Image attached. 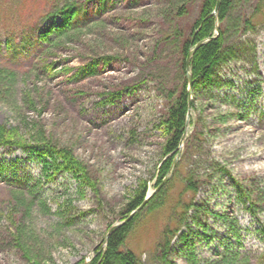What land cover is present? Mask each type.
Returning <instances> with one entry per match:
<instances>
[{"label": "rangeland", "instance_id": "rangeland-1", "mask_svg": "<svg viewBox=\"0 0 264 264\" xmlns=\"http://www.w3.org/2000/svg\"><path fill=\"white\" fill-rule=\"evenodd\" d=\"M108 1L113 5L107 6L105 15L130 9L123 0ZM255 2L236 4L222 58L212 68L206 88L191 95L194 111H190L187 128L193 141L175 158L173 173L164 186V204L143 209L128 233L122 250L133 252L141 264H235L229 260L233 254L241 256L236 264H264V0L257 8ZM154 3L148 2L142 11L151 15ZM57 4L0 0V68L18 75L1 92L0 124L25 136L32 124L42 126L54 144L70 148L86 166L97 193L65 172L48 183L41 177L35 155L0 148V203L8 202L12 190L41 182L34 188L33 205L24 216L28 227L40 237L56 239L46 246L40 264H90L107 226L120 223L119 212L132 191L141 181L147 182V195L155 189L164 143L159 130L161 113L166 91L178 86L180 77L172 57L174 47L158 48L150 23L140 37L120 29L129 39L130 61L122 60L121 47L97 31L60 56L57 71L80 66L92 47L100 55L118 56L96 78L85 76L68 82L63 73L46 77L33 66L38 48H28L11 59L5 49L8 36L13 35L15 44L25 34L34 42L51 24L46 17L55 12ZM192 7L181 23L187 33L198 16L197 2ZM242 13L253 29L238 37L236 19ZM153 55L156 64L148 61ZM135 84L136 91L127 90L113 105L98 106L100 93ZM25 93L35 109L26 107ZM188 175L201 178L195 208L188 212L163 261L158 244L182 192L181 180ZM251 192L254 205L245 196ZM64 205L71 209L72 220L63 211ZM5 228L0 219V264H28ZM221 258L227 260L219 263Z\"/></svg>", "mask_w": 264, "mask_h": 264}, {"label": "trees", "instance_id": "trees-1", "mask_svg": "<svg viewBox=\"0 0 264 264\" xmlns=\"http://www.w3.org/2000/svg\"><path fill=\"white\" fill-rule=\"evenodd\" d=\"M53 1L58 3L55 12L46 17L51 21V24L40 31L34 42L30 41L26 34L20 38L17 44L14 43L13 35L8 36V40L5 41V49L11 54L13 60L17 59V56L28 48L33 50L38 48L35 51V55H37L33 66L48 78H54L61 73L67 76L68 82L85 76L96 78L117 60L118 56L100 55L98 49L92 47L88 50L87 60H82V64L77 68L64 66L59 71L56 70L60 65V56L67 52L70 49L69 47L82 44L83 37L94 31L104 35V39L114 46H120V52L122 53L120 58H123L124 61L131 60L128 56L129 39L119 32L120 29H125L140 37L146 30L145 25L150 23V26L156 32L154 34L157 47H174L172 57L176 60V72L180 77V83L178 86L169 88L166 91L165 98L167 101L164 112L161 113L159 130L164 143L161 148L162 159L157 170L155 183V188H157L163 178L171 172L173 159L179 152L183 137H185L183 142L185 151L193 141L192 133L186 127V123L190 124L191 121L188 111V81L186 75L191 74L192 93L206 88L212 68L222 58L225 37L233 25L234 7L243 0H220L217 18L212 15L217 0H154L155 11L151 15H146L142 9L152 0H123L130 8L128 12L124 9H117L109 11L106 15L104 11L107 6L111 7L113 5L108 0H44V3L48 4ZM262 1L256 0L254 7L257 8ZM195 2H197L199 9L198 16L190 26L189 33H187L184 30L186 26H183V29L181 23L187 19ZM91 5H94L93 8ZM236 24L235 34L238 37L245 35L247 30L253 29V25L244 14L236 19ZM216 26L219 29L218 36L211 39L216 36ZM202 41L204 43L195 50L189 68L186 69L188 53L197 43ZM157 50L155 48L154 53ZM135 56L139 57L136 54ZM148 61L156 64L154 55ZM17 76L16 72L10 69L0 68V97L6 84H9ZM147 81L150 80H144L143 82ZM137 85L112 87L108 92L100 93L98 106L113 105L127 90L129 92L136 91ZM23 102L28 109H35V104L29 93L24 94ZM191 110L194 111L193 100H191ZM198 117L200 119L201 116L198 115ZM193 131L192 129L191 132ZM196 135L194 134V136ZM0 148H16L35 155L40 161L41 177L48 183L53 181L59 173L65 172L74 177L79 185L90 186L92 191L95 194L97 193L95 184L89 178L86 166L74 156L70 148L54 144L52 137L46 135L43 127L39 124H32L27 130L26 136L19 134L17 129L7 128L5 125L0 124ZM200 179L188 175L184 181L181 180L183 183L182 192L172 208L170 221L165 226L161 242L158 244L160 260L166 261L170 242L180 231L184 222L187 221L188 212L195 208L193 201L198 187L201 185ZM40 183L39 181H33L31 185L14 189L10 192L8 202L0 203V219L6 223L5 229L8 232V238L28 264H40L42 257L46 255V246L56 242L54 237L47 238L44 235L40 237L35 230L28 227L24 220V216L27 215L29 208L33 205V190ZM235 185L241 193L239 183L235 182ZM166 190L163 186L145 208L156 209L162 206L165 201ZM147 192V182L141 181L122 206L119 212L121 221L125 220L143 203ZM253 193L245 195L251 204H253ZM21 208H24L23 213L20 211ZM63 211H67L69 220L74 218L71 217L72 212L67 205H64ZM140 215V213L136 214L127 223L113 231L108 236L107 241L101 243L95 249V257L90 264H141L133 252L122 250L128 233ZM107 227L109 229L111 225ZM226 260L221 258L218 262L221 263ZM229 260L236 264L241 260V256L233 254L229 257ZM78 264H83V261Z\"/></svg>", "mask_w": 264, "mask_h": 264}, {"label": "water", "instance_id": "water-1", "mask_svg": "<svg viewBox=\"0 0 264 264\" xmlns=\"http://www.w3.org/2000/svg\"><path fill=\"white\" fill-rule=\"evenodd\" d=\"M219 3H220V0H217V3H216V7H215V10H214V15L217 16V9H218V6H219ZM216 35H218V28H216ZM214 39V38H212ZM203 44V42H199L196 44V46L193 48V50H191L188 54V58L186 60V68L189 67V63H190V59L191 57L193 56L195 50L197 49V47L201 46ZM187 81H188V95H189V98H188V110L190 111L191 109V94H192V82H191V75H187ZM170 178V176H167L164 178V180L162 181V183L156 188V190L151 194L149 195L147 198L144 199L143 203L135 210L133 211L127 219H125L123 222H121L120 224H117V225H114L112 226L111 228H109L108 232L106 233V235L104 236L103 240L102 241H106L108 236L113 232L115 231L118 227H120L121 225L127 223L135 214L139 213L145 206L146 204L149 202V200L152 198V196L166 183V181Z\"/></svg>", "mask_w": 264, "mask_h": 264}]
</instances>
